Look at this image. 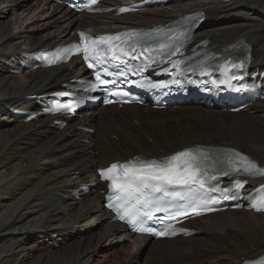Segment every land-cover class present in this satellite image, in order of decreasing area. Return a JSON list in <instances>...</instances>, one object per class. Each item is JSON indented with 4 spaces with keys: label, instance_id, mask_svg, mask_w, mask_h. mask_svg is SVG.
Masks as SVG:
<instances>
[{
    "label": "bare ground",
    "instance_id": "obj_1",
    "mask_svg": "<svg viewBox=\"0 0 264 264\" xmlns=\"http://www.w3.org/2000/svg\"><path fill=\"white\" fill-rule=\"evenodd\" d=\"M1 6L0 11L17 13L0 15V264H239L264 253V214L244 211L195 219L188 227L198 231L196 237L148 242L142 249L136 240L126 242L127 236L119 233L117 224L98 226L91 235H74L86 217L91 223L96 216L105 221L107 215L99 211L95 196H83L81 202L60 196L89 184L95 168L117 157L147 152L161 155L209 143L232 145L264 164V100L253 106L254 114L196 107L164 111L108 107L83 115L61 131L43 120L15 123L7 107L26 110L31 96L55 89L75 75L54 68L18 78L8 75L5 65L25 50L72 38L92 17L83 16L81 22L41 0H0ZM194 10L206 15L201 37H209L215 46L244 40L252 47L254 66L264 67V0H180L170 10L111 20L118 29L129 21L150 25ZM36 16L38 23L31 20L25 26ZM103 25L96 20L94 27ZM17 29L21 31L17 33ZM83 127L94 128V134H86ZM261 183L264 180L255 184ZM70 235L75 238L57 249L52 247L54 239L62 241ZM102 248H108L110 254L93 263L99 255L94 250ZM22 251L28 258L18 262L16 257Z\"/></svg>",
    "mask_w": 264,
    "mask_h": 264
},
{
    "label": "snow or ice",
    "instance_id": "obj_2",
    "mask_svg": "<svg viewBox=\"0 0 264 264\" xmlns=\"http://www.w3.org/2000/svg\"><path fill=\"white\" fill-rule=\"evenodd\" d=\"M96 2L97 0H91L92 4ZM125 10L120 9L122 12ZM81 39H85L83 33H81ZM99 39L105 38L101 37ZM85 51H87V48H85ZM85 58L87 59V57ZM89 67H93V65L89 64ZM97 79L101 84L117 86V81L102 80L99 75H97ZM124 94L127 95V93ZM208 159L212 160L213 165L234 169L237 173L243 171L249 176H264V166L239 152H226L221 154L219 158H214L198 151L186 150L177 152L160 161L138 160L136 165H133L132 161L125 164L113 163L104 171L112 172L118 168L124 169L126 179L117 189L120 192V196L117 197L119 203L114 206L110 204L109 206L114 207L117 212L123 206L125 216L133 224L134 231L166 235L167 230L156 232L155 228L145 226L147 221L153 220V210L161 212L166 211L165 206L173 207L172 201L166 199L167 197L194 205L197 201H202L205 196L215 191V188L205 179L209 176V165L205 163ZM224 174L228 175L229 173L225 172ZM211 179L214 180L216 177L211 176ZM177 186L186 189V191H176ZM210 198L215 199L214 196ZM109 199L111 200L112 197L110 196ZM121 219H124V216H121ZM156 219H163V217H156ZM136 225L140 227H136ZM168 227L171 228V225ZM251 264H264V257L260 261L251 262Z\"/></svg>",
    "mask_w": 264,
    "mask_h": 264
},
{
    "label": "rangeland",
    "instance_id": "obj_3",
    "mask_svg": "<svg viewBox=\"0 0 264 264\" xmlns=\"http://www.w3.org/2000/svg\"><path fill=\"white\" fill-rule=\"evenodd\" d=\"M0 9H3V6H1L0 7ZM16 13H17V10L16 11H13V10H11V9H8L6 12L4 11H0V15H7V16H16ZM36 18H37V16L36 17H31V19L27 22V23H25V26H28V25H30L32 22H36V23H38L39 21H37L36 20ZM31 20H32V22H31ZM34 20V21H33ZM30 22V23H29ZM27 24V25H26ZM18 26V25H17ZM19 31H21L20 29H17V33H19ZM20 76H23V75H20ZM20 76H18V78H20ZM17 77V76H16ZM171 129H173V127L172 126H170L169 127V130H171ZM86 220V219H85ZM84 223V221L82 222V224ZM28 246H31V244H28ZM99 249H96V250H94V252L95 253H98L99 255H97L96 257H94L93 258V263H95L96 261H102L103 260V256H107L108 257V255L110 254V251H109V249L107 248H102L100 251H98ZM26 252V251H25ZM23 255H26V256H24L23 257ZM35 256H37L36 254H31V258L32 259H34V258H36ZM17 259H18V262H19V260H23V261H25L27 258H28V255H27V253L25 254L24 253V251H22V253L20 252L18 255H17V257H16ZM108 258H106V260H107Z\"/></svg>",
    "mask_w": 264,
    "mask_h": 264
}]
</instances>
